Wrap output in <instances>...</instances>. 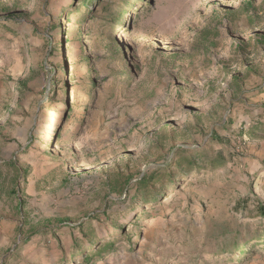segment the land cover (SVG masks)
<instances>
[{
    "label": "rangeland",
    "instance_id": "rangeland-1",
    "mask_svg": "<svg viewBox=\"0 0 264 264\" xmlns=\"http://www.w3.org/2000/svg\"><path fill=\"white\" fill-rule=\"evenodd\" d=\"M128 1L0 0V264H264V0Z\"/></svg>",
    "mask_w": 264,
    "mask_h": 264
},
{
    "label": "trees",
    "instance_id": "trees-1",
    "mask_svg": "<svg viewBox=\"0 0 264 264\" xmlns=\"http://www.w3.org/2000/svg\"><path fill=\"white\" fill-rule=\"evenodd\" d=\"M81 1L84 3V5L89 10L88 14L83 18V21H82L83 22L82 24H85L86 22H88L91 19V16L95 13V9H92V8L90 9V7L92 5H94V0H81ZM112 6L113 7H118V8L120 7V10H121L120 12L119 11L116 12V11L112 10L111 8L108 10V12L114 13L113 15H111L112 19L108 22L111 25L112 29H113V35H114L115 28L119 25L122 17H124L125 9H126V7L130 6V3H129L128 0H113ZM8 19H9V17L5 18L3 21H6ZM113 38H114V36H113ZM19 85L24 87L25 84L23 82H21ZM216 163L217 162H215V164ZM259 210L261 211V214L264 217V206H260ZM84 261L85 262H89L90 261V257L87 256Z\"/></svg>",
    "mask_w": 264,
    "mask_h": 264
},
{
    "label": "crops",
    "instance_id": "crops-1",
    "mask_svg": "<svg viewBox=\"0 0 264 264\" xmlns=\"http://www.w3.org/2000/svg\"><path fill=\"white\" fill-rule=\"evenodd\" d=\"M258 167H261V164L260 165H258ZM260 169V168H259Z\"/></svg>",
    "mask_w": 264,
    "mask_h": 264
},
{
    "label": "bare ground",
    "instance_id": "bare-ground-1",
    "mask_svg": "<svg viewBox=\"0 0 264 264\" xmlns=\"http://www.w3.org/2000/svg\"><path fill=\"white\" fill-rule=\"evenodd\" d=\"M259 167H257L256 169H258Z\"/></svg>",
    "mask_w": 264,
    "mask_h": 264
}]
</instances>
